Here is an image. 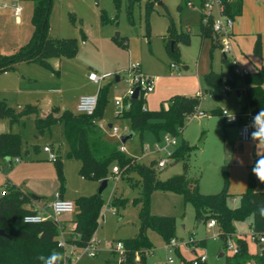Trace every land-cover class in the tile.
<instances>
[{
	"label": "rangeland",
	"instance_id": "1",
	"mask_svg": "<svg viewBox=\"0 0 264 264\" xmlns=\"http://www.w3.org/2000/svg\"><path fill=\"white\" fill-rule=\"evenodd\" d=\"M16 1L22 8L19 20L14 18L9 8H0V54L14 52L28 39L31 31L30 15L33 0ZM159 1L161 3H158V0L148 2L132 0L128 5V0H51L47 16L48 32L55 37L75 38L77 47L74 55L59 56L56 59L58 66L54 65L53 58L49 59L55 70L34 60H18L12 63L9 69L0 71V100L14 108L28 104L39 109L42 104L49 102L76 111L75 102L79 94L95 93L98 90V85L86 78L88 65L94 63L100 66V68L97 66V72L102 75L100 85L106 89L101 118L104 122L109 121L116 125L119 132L126 133L129 130L127 119L114 116L113 99L120 96L126 87L121 77L130 61L138 62L145 72L158 77L153 89L145 94L144 103L150 110L164 105L168 95L172 93L194 92L199 89L202 93L197 109L203 114L191 115L184 120L181 129L175 134L176 142L170 145L174 151L181 141H184L189 149L174 163H169L173 160L170 158L162 168H155V176L158 179H165L173 174H183L189 179V183H196L200 192L212 193L218 191L223 184L221 172L223 166L227 174V189L231 193L228 202L232 204L234 201L231 197H236L239 191L244 190L248 172L253 162L255 167L262 157V150L257 145V156L251 157L248 150L250 143H241L234 127L227 123L226 119L212 113V109L223 107L228 111H236L238 106L243 104V97L241 96L239 100L235 97L234 86H228L226 93L220 98H214L206 92L208 88L204 81L206 72L209 70L219 72L222 78L228 77L229 72L216 45L211 48L209 54V37H203L200 43L196 24L182 26V30L189 28V40L188 42L176 40L173 43L176 57L169 54L166 45L170 40L168 41L166 27L170 25L179 30L181 20L177 4L183 8L184 0ZM254 3L259 4L257 1ZM242 16L249 25L254 23L253 26L260 28L258 30L264 31V14L257 7L245 8ZM232 53L235 63L239 66L246 65L249 68L260 66L264 60V36L261 40L256 33L240 32L233 35ZM170 62H173L174 66H169ZM113 67L118 69L115 70ZM104 69L108 71L101 72ZM116 73L120 76L118 80H114ZM238 85L239 82L235 87ZM165 96L168 97L164 98ZM18 119L11 122L9 119L4 120V126L19 133L20 164L29 159L32 161L28 165H20L19 171L16 165L19 162H12L10 168L4 165V168H0V182L11 169L14 172L13 177L24 170L48 178L45 180V188L53 191L40 198L36 195L39 198L36 202L39 205L36 208L43 207L50 201L57 188L73 201L78 196L96 192L98 180L82 177L77 159L66 155L67 149L60 121H54L39 132L34 127V114H23ZM123 126L127 127L126 132H123ZM99 127L103 130L106 140L118 144L116 137L110 136L107 128ZM164 132L159 131L158 137L162 138ZM201 137V144L198 145ZM154 139L155 136L148 130L142 131L141 134L132 130L131 136L125 140L124 153L135 155L137 161L148 164L156 157V153L142 154L140 142L144 141L150 145ZM49 143L58 149L57 162L47 159L46 153L42 151V145ZM114 164H116L114 161L109 163V168L111 169ZM228 164L230 167H225ZM57 170L61 174V186ZM127 176L118 174L115 178L109 171L106 184L99 192L103 202L94 235L92 234L97 240L98 257L81 253L73 261L70 258L71 264H95L99 257L105 255L110 242L136 233L140 208L139 175L135 171H130ZM253 177L256 188H264V183L258 180L254 172ZM4 184L8 182L4 181L1 186L4 187ZM164 192H168L170 196L175 194L176 199H171ZM30 193L37 194L34 191ZM118 195L124 197V203L111 204L112 196ZM25 200L26 205L31 203L29 198ZM107 203H110L113 212ZM179 204L182 205L181 213L178 210ZM148 209L150 213H171L168 215L174 217V236L178 243L170 247L168 241H164L157 232L146 229L152 247L145 251L144 264H192L191 260L201 254L205 259L198 264H225L226 258L233 253L232 250L225 248L226 242L236 245L237 233L244 240L251 241L248 237V220L237 223L236 234L227 236L226 240L222 241L217 236L216 228L205 227L204 222L207 219L196 223L192 205L188 201H182L179 193L152 190L149 194ZM69 214L72 213H61L57 216L56 239L73 234L67 225L58 220L59 218L62 221L66 220ZM189 236L195 239L194 242L184 243ZM200 238H204L203 243L199 242ZM254 246L256 251L257 244ZM247 250L250 252L248 248ZM109 251L107 260L115 261V252L111 249Z\"/></svg>",
	"mask_w": 264,
	"mask_h": 264
},
{
	"label": "trees",
	"instance_id": "2",
	"mask_svg": "<svg viewBox=\"0 0 264 264\" xmlns=\"http://www.w3.org/2000/svg\"><path fill=\"white\" fill-rule=\"evenodd\" d=\"M131 1L128 0V5ZM50 2L51 0H33L30 15L31 33L26 42L14 52L0 54V71L9 69L11 64L18 60H34L52 70L54 68L49 62L51 57L74 55L77 47L75 38L55 37L48 32L47 16ZM177 9L183 14L188 13L192 22L199 23L198 17L191 15L185 7L181 8L177 4ZM234 10H238V5ZM166 30L168 41H172L171 44L169 41L166 47L169 54L176 57L173 43L176 40L188 42L189 34L181 29L177 31L170 25L166 27ZM203 33L206 36L207 29H204ZM222 61L228 69V77L222 78L219 72L213 70L204 74V81L208 87L206 90L210 95L220 98L223 93H226V85L235 88L239 82L244 96V104L241 108L246 107L256 114L264 110L262 86L264 69L257 67L246 70L239 76L233 72L232 64L225 57ZM104 88V86L98 87L96 106L92 114L53 106L42 116H35L34 126L41 132L54 121L61 122L63 138L67 145L66 155L78 160L79 173L82 177L96 180L107 178L110 171L108 164L112 161L118 165L121 176L128 177L127 173L130 171H135L139 175L140 208L137 231L134 235L120 240L123 244L125 262L145 263V251L152 247L146 235V229L154 230L164 241H168L175 235V221L172 215L149 212V194L154 189L179 193L183 201H188L192 205L196 221L213 217L217 225V236L222 241L235 232V222L243 220H248L250 228L264 236V217H261L259 213L260 205L264 204V189L256 188L253 164L248 172L244 190L234 197L235 201L232 204L228 202L231 193L227 191V174L223 166L221 167L223 184L218 191L212 193L200 192L196 183H189V179L183 174H173L165 179H158L152 167L153 160L148 164L139 162L118 150L116 144L105 139L104 132L98 124L105 103ZM198 101L199 96L196 94H173L167 98L164 105L161 104L157 109L150 110L142 109L141 96H131L129 108L119 117L127 119L129 130L138 131L139 134L148 130L155 138H158L159 131L176 134L181 129L183 121L187 120V116L197 108ZM29 112H36V107L25 104L16 109L0 100V117L8 118L9 122ZM212 113L219 114V108L212 109ZM19 144L20 138L16 132H0V165L4 164L6 157L12 158L18 155ZM188 149L186 142L181 141L172 152V158L177 160ZM53 161L58 160L55 158ZM57 171L61 186V174L59 170ZM29 197L30 193L23 192L13 184L6 186L4 193L0 194V228L5 232V235L0 234V264H45V261L51 264V260H55V264H69V257L62 256L61 248L56 245L58 229L56 219L46 218L37 222L22 220L23 214L31 211V207L24 202ZM102 200L98 192L81 195L74 199L72 226L69 229L73 234L68 235L66 241L76 246H82L88 242L97 226ZM110 203L123 204L124 197L112 196ZM235 240L237 249L226 258L225 264H248V262L264 264V240L261 242L259 253L256 254L248 252L243 238L236 235ZM40 257L45 259L41 260ZM100 264H116V262L105 260Z\"/></svg>",
	"mask_w": 264,
	"mask_h": 264
},
{
	"label": "built area",
	"instance_id": "3",
	"mask_svg": "<svg viewBox=\"0 0 264 264\" xmlns=\"http://www.w3.org/2000/svg\"><path fill=\"white\" fill-rule=\"evenodd\" d=\"M244 0H184V7L191 13V15L197 16L199 23L196 24L198 28V33L201 36H205L203 33L204 29H207V37H209L210 41L216 45L223 56L232 64V70L237 75H241L246 71L244 68H240L235 64V57L232 53V36H233V24L234 20L239 13L241 8V3ZM257 1L264 11V0H253ZM238 5V10H234L235 6ZM0 8H9L11 14L14 18H18L21 13V5L16 0H0ZM192 23H187V25H191ZM189 31V28H186V32ZM170 66H174L173 62H170ZM123 81L126 84V87L123 93L115 97L113 99V112L114 116H120L124 110H127L130 106V97L136 91V96L144 95L151 91L153 88L155 76L144 73L138 62L130 61L127 66L124 68ZM87 78L92 82L96 83L98 87L100 86V80L102 75L100 73L89 70L86 74ZM228 88V85L225 86ZM98 89V88H97ZM209 95V91H206ZM201 91L198 89L196 91V95L200 96ZM97 101V92L95 93H83L77 97L75 103L76 112H81L85 114H92L95 109ZM142 109H145L143 105H141ZM187 116H198L202 115L203 112L198 110L197 108ZM219 114L222 118L227 121L234 122L237 124L236 127V135L240 142L249 141L254 143H259L258 141H253L251 139V132L254 130L251 127L252 118L256 115V113L251 112L248 108H241L238 112L228 111L226 108L220 107ZM231 116L234 119H229ZM240 119V120H239ZM98 124L105 128V124L103 122H98ZM110 131L109 134L116 137L122 133L119 132L118 127L111 123L110 127H108ZM123 132L127 131V127L123 126ZM175 134H171L169 132H164L162 134V138H155L152 143L149 145L146 142L140 144V149L142 150V154L147 153H156V157L152 158L153 164L152 167L155 169L162 168L167 161L172 158V152L170 145L174 144ZM264 146V144H261ZM42 149L46 152L47 159L54 160L56 158L55 153L50 149V147L45 144L42 146ZM117 149L125 152L126 148L123 143L118 142ZM135 160L137 159L135 155L129 154ZM110 172L114 174L115 178L118 176L120 170L116 164L111 166ZM10 185L4 184L0 188V194H3L6 186ZM233 200L234 197H231ZM109 208L111 212L113 209L109 203ZM74 210V203L71 199L63 198L59 195H55L50 201L46 202L43 207L33 208L31 207V211L26 212L22 216V220L25 217L30 218L27 222H37L46 218H54L57 220V216L61 213H71ZM205 225L207 227L216 226V221L213 217L207 218ZM248 237L252 241H257L259 243L263 242L264 236L261 233L254 231L249 228ZM215 235L213 234V237ZM194 238L189 236L184 243L194 242ZM169 246H173L178 243V241L172 236L168 240ZM56 245L61 248V255L64 257L72 258L74 256H78L81 253H85L89 256L95 255L97 251L96 240L91 235L88 242L82 246H76L72 242L66 241V238H57ZM225 248L232 250V252L236 251V245H233L231 242L225 243ZM109 249L113 250L116 254V264H128L123 260V244L120 240H115L109 244ZM170 249V248H168ZM205 259L204 255H198L196 258L191 260L192 264H198L199 262H203ZM170 261V258H168ZM71 264V263H69ZM248 264H252L248 262Z\"/></svg>",
	"mask_w": 264,
	"mask_h": 264
},
{
	"label": "crops",
	"instance_id": "4",
	"mask_svg": "<svg viewBox=\"0 0 264 264\" xmlns=\"http://www.w3.org/2000/svg\"><path fill=\"white\" fill-rule=\"evenodd\" d=\"M255 1H253V0H244L242 3H241V8H240V10H239V13L237 14V16H236V18H235V20H234V24H233V35H236V34H239L240 32H242V33H248V34H254V33H256L257 35H259V38H261V40H263V36H264V31H261V30H258V29H260V28H258V27H255V26H253L254 25V23L252 24V25H249L245 20H244V17L242 16L243 15V12H244V10H245V8H249V9H253V8H255V7H257L258 8V10L261 12V13H263L264 14V11L262 10V8H261V6L259 5V4H255L254 3ZM179 11V14H180V20H181V22H180V24H179V29H181L182 30V26L184 25V27H185V25H187V23H192V21L193 20H191L190 18H189V14L188 13H186V14H183V12H181L180 10H178ZM182 13V14H181ZM16 19V18H15ZM16 20H19V17L16 19ZM31 29H32V26H31ZM175 29V28H174ZM176 30V29H175ZM197 30H198V28H197ZM183 31H186V29L185 30H183ZM30 33H31V31H30ZM188 34H189V32H188ZM30 35V34H29ZM197 35L199 36V38H200V43H201V41L203 40V37H205V36H201L199 33H198V31H197ZM26 42V41H25ZM214 46V44L210 41V46H209V54L211 53V48ZM220 51V50H219ZM220 54H221V58L223 59L224 57H223V54L221 53V51H220ZM54 59L53 61H54V65L55 66H58V62H57V60L56 59H58V57H51L50 59ZM236 61V60H235ZM51 64V63H50ZM236 64V63H235ZM237 65V64H236ZM52 66V65H51ZM89 66V68H88V70H87V72L89 71V70H94V71H96L97 72V68L99 67L100 68V66H98V65H96V64H94V63H91V65H88ZM98 66V67H97ZM170 66V65H169ZM237 66H239V65H237ZM240 68H244V69H246V70H253V69H255L256 67H261V68H263L264 69V60H262V62H261V64H260V66H254V67H251V68H249V67H247L246 65H242V66H239ZM55 68V67H54ZM115 70H117L118 68H115V67H113ZM140 68H141V66H140ZM183 68H185L184 67V65H183ZM113 69V70H114ZM141 70L144 72V73H146V74H149V75H153V76H155V80H154V85L156 84V80H157V75H155V74H151V73H147V72H145L142 68H141ZM56 71H58V69L56 70ZM108 70H106V69H104V70H102L101 72H107ZM99 73V72H98ZM87 74V73H86ZM115 76H117V78L115 77ZM86 78H87V76H86ZM118 79H120V76H119V74H114V80H118ZM121 79L123 80V75H122V77H121ZM87 80L88 81H91V80H89L88 78H87ZM92 82V81H91ZM94 83V82H93ZM154 85H153V87H154ZM100 86H103V85H100ZM262 86H263V89H264V82L262 83ZM236 88V87H235ZM237 88H239L240 89V94H239V99H240V97L242 96L243 97V104H244V96H243V93H242V91H241V88H240V86L238 85L237 86ZM153 89V88H152ZM198 89H196L194 92H178V93H172V94H170V95H173V94H190V95H194L195 93H196V91H197ZM234 90V89H233ZM104 91H106V89L104 88ZM124 91V90H123ZM123 91H122V93H123ZM121 93V94H122ZM80 95V94H79ZM78 95V96H79ZM170 95H168V96H170ZM77 96V97H78ZM167 96V97H168ZM145 95H144V97H143V102H142V105L145 107V109H148V107L145 105V103H144V100H145ZM166 96L164 97V98H167ZM238 99V98H237ZM238 99V100H239ZM76 100H77V98H76ZM166 102V101H165ZM76 103V102H75ZM242 104V105H243ZM9 105V104H8ZM43 106H41L39 109L36 107V112H29V113H32V114H34V120H35V116L37 115V116H42L43 114H45L46 112H48L49 110V108H51V106L53 107V106H56V107H58L59 109H62V108H65V107H63V106H59V105H55V104H50L49 102L48 103H45V104H42ZM241 104L238 106V109L236 110V111H231V112H238L240 109H241V106H242ZM50 106V107H49ZM19 107H21L20 105H19ZM18 107V108H19ZM216 108V107H215ZM218 108H220V107H218ZM17 109V108H16ZM29 113H26V114H29ZM25 115V114H24ZM219 115V114H218ZM220 116V115H219ZM221 117V116H220ZM7 119L8 118H6V117H0V132H4V131H11V130H9V129H7V127H5L4 126V120L5 121H7ZM20 119V118H19ZM18 119V120H19ZM222 119H224V118H222ZM100 122H104L103 120H102V118H101V116H100V118H99V123ZM107 122H109V121H106V122H104V124L105 123H107ZM225 122V121H224ZM9 123V122H8ZM227 123H229V124H231L233 127H234V129H235V134H236V127H237V124L236 123H234V122H230V121H228ZM9 124H11V123H9ZM35 127V126H34ZM47 127H49V126H47ZM47 127H45V128H47ZM107 128V130H108V127H106L105 126V128L104 129H106ZM12 132H16V131H12ZM17 134H18V136H19V133L18 132H16ZM224 135L226 136V130H224ZM111 136V135H110ZM237 136V135H236ZM19 138H20V136H19ZM117 139V138H116ZM223 139V138H222ZM118 140V142H120L119 141V139H117ZM223 140H225V139H223ZM144 141H141L140 142V144H142ZM244 142H249V141H244ZM242 143V142H241ZM250 144H249V146H248V150L250 151V153H251V157H256L257 156V154H256V146L257 145H259V147L261 148V150H262V156H264V146L263 145H261V144H259V143H254V142H249ZM66 144V143H65ZM124 144V146H125V142L123 143ZM43 145H45V144H43ZM42 145V146H43ZM49 147H50V149L55 153V155H56V158H58V149L56 148V147H54L51 143H49V144H47ZM116 145H118V144H116ZM255 146L254 147V154L252 155V146ZM42 148V147H41ZM66 149H67V145H66ZM42 151L43 152H45L43 149H42ZM46 153V152H45ZM20 161V144H19V153H18V155L17 156H15V157H12V158H10V162L9 163H7L5 160H4V164H1L0 165V168L2 169V168H4V165L6 166L7 165V167L8 168H10L11 167V164H12V162H19ZM30 161H32V159H29V160H26V161H24L23 163H21L20 164V162L19 163H17L16 165H17V167H18V171H19V166L20 165H28V163L30 162ZM78 161V160H77ZM78 163V162H77ZM79 165V164H78ZM253 165H254V162H253ZM225 167H230V165L228 164L227 166H225ZM12 169L8 172V174L7 175H5V177H4V179L0 182V188L2 187L1 186V184L2 183H4V181H7V182H9V184H13V185H15L17 188H19L20 190H22L23 192H27V193H30L31 191H34L35 193H37V194H35L34 196H38L39 198L41 197V196H44L45 194H51L50 192H52L51 191V189H46L45 188V180L46 179H48V178H46V177H44V176H38V175H33V173H27L26 171H24V170H22L21 172H18V174H16V176L15 177H13V174H14V172L12 171ZM107 180V179H106ZM246 181H247V179L245 180V185H246ZM230 184V183H229ZM244 185V186H245ZM245 188V187H244ZM243 188V189H244ZM242 189V190H243ZM257 189H264V188H260V187H257ZM57 190V192L56 193H53L52 194V198L55 196V195H60L61 197H63V198H67V199H71V198H69V197H66V196H64L63 194H62V192L61 191H59V189L57 188L56 189ZM227 191L229 192V189H227ZM240 192V191H239ZM33 193V192H32ZM164 193H166V195L167 196H169L171 199H173V200H175L176 198H175V194H171L172 196H170V194H167L168 192H164ZM31 194V193H30ZM38 197H29V199L31 200V203H28L27 204V206H29V207H33V208H36V206L37 205H39V204H37L36 202L38 201ZM72 200V199H71ZM232 200V199H231ZM73 201V200H72ZM183 201V200H182ZM232 201H235V198L232 200ZM29 204H31V205H29ZM181 204V203H180ZM178 205V210H180V208H181V206L182 205ZM109 206V205H108ZM110 209V208H109ZM111 211V210H110ZM72 213V212H71ZM152 214H157V213H155V212H151ZM180 213H181V210H180ZM159 214H165V215H168V214H171V213H167V212H162V213H159ZM59 221H61L64 225H67V227L70 229V227L72 226V214H69V217H67V219L66 220H64V221H62V220H60V218L58 219ZM196 221V220H195ZM198 222H200V221H196V223H198ZM237 223H239V222H235V232L233 233V235L234 234H236V224ZM182 224V223H181ZM204 225H205V222H204ZM205 227L206 228H211V227H207L206 225H205ZM214 228H216L217 229V226H213ZM248 228H250V226L248 225ZM93 235H94V233H92ZM237 236L239 235V233H237L236 234ZM174 238H175V236H173ZM176 239V238H175ZM201 239H203V241H201ZM96 240V239H95ZM246 242H247V248L250 250V253H252V254H254V253H259V249H260V246H261V243H259V242H257V241H250V242H248L247 240H245ZM199 242L200 243H203L204 242V238H200L199 239ZM254 244H257V246H256V248H257V250L255 251V246H254ZM176 245V244H175ZM96 246H97V240H96ZM108 247H109V244H108ZM109 253H110V251H109V249L107 250V252L105 253V255H103L102 257H99L100 259L98 260V261H96L95 262V264H100V263H103L105 260H107V256L109 255ZM98 254H99V252H98V249H97V251H96V253H95V255H93V257H98ZM77 256H74V257H72V259H71V261H73V259H75Z\"/></svg>",
	"mask_w": 264,
	"mask_h": 264
},
{
	"label": "clouds",
	"instance_id": "5",
	"mask_svg": "<svg viewBox=\"0 0 264 264\" xmlns=\"http://www.w3.org/2000/svg\"><path fill=\"white\" fill-rule=\"evenodd\" d=\"M231 119H234L233 116H231ZM251 127L254 129L251 132V139L253 141H258L261 144H264V110H261L258 112L253 118H252V124ZM253 172L258 178V180L262 183H264V156H262L256 163V166L253 168ZM259 213L261 217H264V204H261L259 207ZM30 218L25 217L24 220L27 222ZM39 259L44 260V257H40ZM45 264H47V261H45Z\"/></svg>",
	"mask_w": 264,
	"mask_h": 264
},
{
	"label": "water",
	"instance_id": "6",
	"mask_svg": "<svg viewBox=\"0 0 264 264\" xmlns=\"http://www.w3.org/2000/svg\"><path fill=\"white\" fill-rule=\"evenodd\" d=\"M160 1L158 0V3H159ZM116 34H117V32H116ZM172 43V41H170V44ZM185 67V66H184ZM116 78H117V76H115ZM233 92H234V95H235V97L236 98H238L239 99V94H240V89L239 88H234V90H233ZM132 96H136V91L132 94ZM106 127H110V125H111V122H107L106 124ZM131 134H132V130H128V132H126V133H121L119 136H118V139H119V141L121 142V143H124L125 142V140L128 138V137H130L131 136ZM201 140H202V137H201V139L198 141V145H200L201 144ZM254 145L252 146V155L254 154ZM5 161L7 162V163H9L10 162V157H6L5 158ZM176 161V159H173V160H171L169 163L170 164H172V163H174ZM105 184H106V178H100L99 180H98V185H97V188H96V192H100L101 190H102V188L105 186ZM35 194H30V196L31 197H37V196H34ZM0 234L1 235H5V232L3 231V229L2 228H0ZM51 264H55V260H51Z\"/></svg>",
	"mask_w": 264,
	"mask_h": 264
}]
</instances>
